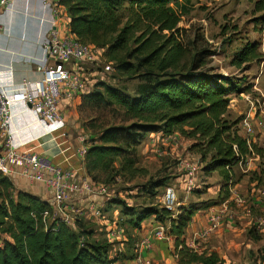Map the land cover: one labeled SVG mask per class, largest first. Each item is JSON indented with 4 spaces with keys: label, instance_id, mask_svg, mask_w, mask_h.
Segmentation results:
<instances>
[{
    "label": "trees",
    "instance_id": "trees-1",
    "mask_svg": "<svg viewBox=\"0 0 264 264\" xmlns=\"http://www.w3.org/2000/svg\"><path fill=\"white\" fill-rule=\"evenodd\" d=\"M189 3L190 0L60 1L70 19L69 31L78 41L103 50L119 74L135 73L142 79L133 95L107 83L83 95V105L87 102L100 111L109 109L118 120L92 128L98 140L88 148L86 174L93 182L111 186L118 177L132 181L141 172L136 167L137 154L147 136L179 133L194 141V149L206 163L204 172L219 174L222 185L217 203L225 202L238 183L234 168L252 153H262L253 142L249 145L227 118L228 96L247 94L250 88L208 70L207 59L212 54L192 50L184 38L185 31L179 25L190 13ZM256 7L264 11V0H258ZM259 56L258 47L248 44L238 52L233 65L241 67ZM165 184L160 180L147 185L145 204L131 206L117 197L106 202L107 209L119 207L125 218L120 227L125 229L127 241L121 242L123 250L113 256L116 242L101 238L91 220L80 218L75 228L58 222L46 226L43 214L49 210V203L19 190L10 177L0 172V264L134 261L135 245L140 240L137 232L150 218L169 225L177 264H225L217 252H197L183 238L194 216L209 209L213 202L198 207L179 206L171 212L156 198V191ZM128 229L132 232L128 233ZM249 234L251 240L261 239L259 234L253 238V231Z\"/></svg>",
    "mask_w": 264,
    "mask_h": 264
},
{
    "label": "rangeland",
    "instance_id": "rangeland-1",
    "mask_svg": "<svg viewBox=\"0 0 264 264\" xmlns=\"http://www.w3.org/2000/svg\"><path fill=\"white\" fill-rule=\"evenodd\" d=\"M257 1L190 0L188 4L190 13L182 19L179 25L185 31L184 38H186L192 50H208L212 54L207 59L208 70H212L217 75L231 77L236 85L240 84L243 87L250 88L247 94H231L228 96L230 108L227 118L235 124V128L241 136L256 144L262 152L255 154L259 158L252 159L250 158L252 156H248V159L252 160L248 161L249 166L241 167L239 164L234 168V180L239 184L238 192L247 198L248 206H253L251 217L255 220L264 216V209L255 207L252 204L253 197L257 194L259 195L258 198L264 199V11L257 10ZM46 19L50 27L52 17L48 16ZM248 44H254L258 47L260 54L258 59L241 67L233 65L238 52ZM90 71L92 76L88 79V82H90L89 91H93L100 83H107L122 88L133 95L137 85L142 82V79L135 73L119 74L115 69V65L110 63L104 55L101 57L100 67ZM64 99L71 100L66 95ZM74 99H80L74 102L75 105H72L71 108L75 115L79 112L81 116L82 132L79 139H81V145L89 148L98 140L97 134L92 132L94 131L93 126L98 129L103 122L113 123L118 120L109 109L100 111L95 105L87 102L83 105V96L74 97ZM71 103L73 102L70 101L69 105ZM93 122H95L94 125ZM248 132H253V134ZM154 134L156 136L158 133L148 135L138 148V164L136 167L141 172L132 181L124 177H118L114 183H111L112 197L125 200L131 206L145 204V198H148L145 191L146 186L153 182L165 180V186L156 191V198L160 203L165 187L173 186L177 190L179 202L182 203L180 206L184 208L198 207L213 202L214 205L207 210H219L229 205V208H232L237 216L230 231L233 234L231 240L241 248L238 251L227 250L225 255L231 261L230 264H264V232L259 233L253 223L250 225L242 224L240 219L245 211L242 208H236L234 203L228 204L227 201L217 203L222 179L217 172L210 174L204 172L206 163L202 162L197 150L194 149V141L179 133L173 135L176 138L173 137L168 140L163 137L162 133H160L161 137L158 138ZM82 162L86 174V157ZM187 163L195 165L199 169L197 172L199 187L190 193L184 191L183 185L180 183L181 177L186 173L184 166ZM116 166H120L119 159L116 160ZM130 188H132V191ZM106 199L107 197L103 198L104 203H106ZM110 208L112 210L115 208L110 216L105 215V220L115 225L110 229V232L105 231V227L100 230V225H95L101 238L116 242L114 256L116 251L123 250L124 247L121 246V242L123 239L126 242L127 236L125 235V229L121 234L116 229L124 224L125 218L121 215V209L119 207ZM204 211L198 212L200 216L203 215ZM114 230L117 233L110 239L107 235L113 233ZM252 231L253 238L256 237V234L257 236L260 235L261 239L258 241L251 240L249 233ZM131 232L132 230L128 229V233ZM191 235L193 237V233ZM216 235L217 233L206 242H196L197 246L200 249L212 246L217 240ZM137 237L140 239L139 235ZM172 242L174 244V239ZM168 243L166 240L161 242L165 258L172 261L171 254H174V248L170 252ZM207 250H211L210 247ZM207 250L204 249V251ZM152 252L144 249L143 257L145 259L149 258V260L152 259Z\"/></svg>",
    "mask_w": 264,
    "mask_h": 264
},
{
    "label": "built area",
    "instance_id": "built-area-1",
    "mask_svg": "<svg viewBox=\"0 0 264 264\" xmlns=\"http://www.w3.org/2000/svg\"><path fill=\"white\" fill-rule=\"evenodd\" d=\"M15 1L0 0V38L3 34L1 16L13 6ZM60 1L45 0L43 3V8L50 13L52 22L46 30L42 43V58L36 62L41 78L29 84L24 82L14 90L0 83V172L10 178L20 176L31 183L42 185L49 191L51 197L46 202L50 207L43 214L46 226L49 222H58L75 228L76 221L84 218L105 221L114 227V224L105 220L106 213L103 208L91 202V200L100 198L103 200L106 197L107 202L112 197L110 186L95 183L89 177L79 175L75 170L62 168L46 155L23 152L16 142L18 132L13 127L15 104H22L25 112H32L46 134L52 133L51 129L64 126L66 123L62 111L64 96L73 98L89 93L88 79L92 76L90 70L100 67L103 50L81 43L70 33L67 23L63 21V18L66 20L69 18ZM248 133L253 134V132ZM171 138L169 136L165 139ZM249 142L251 141L248 140L250 145ZM87 152L88 148L82 145L77 155L84 159ZM251 156L252 159L259 158L254 153ZM248 158L240 163L241 167L249 166L248 161L251 159ZM184 169L186 173L181 177L180 183L184 191L190 193L199 187L197 184L199 169L188 163L185 164ZM233 192L234 189L227 201L228 204L234 203L236 208L244 209L245 213L251 217L253 206H248V201L241 196H236L231 200ZM76 198L89 200V206L83 211L74 210L71 203ZM161 204L167 210L176 212L181 203L175 187L167 186L164 189ZM228 209L229 205L225 206L224 210H214L209 216V224L194 234L189 247L201 252L196 242H206L222 227ZM253 226L258 232L263 231L264 216L257 218ZM116 229L119 234L124 232L122 228L117 227ZM168 231L169 226L158 223L156 231L158 239L171 242L173 238L169 236ZM150 248L151 240L148 237L136 243L135 264H153L151 260L143 257L144 249L149 250Z\"/></svg>",
    "mask_w": 264,
    "mask_h": 264
},
{
    "label": "crops",
    "instance_id": "crops-1",
    "mask_svg": "<svg viewBox=\"0 0 264 264\" xmlns=\"http://www.w3.org/2000/svg\"><path fill=\"white\" fill-rule=\"evenodd\" d=\"M44 1L45 0H16L13 6L6 10L1 16L3 34L0 38V83L11 87L10 89L12 90L16 89L24 82L29 84L41 78V75L37 71L36 62L42 58V43L45 39L46 30L49 28V23L46 21V18L50 16V13L43 8ZM63 21L67 23L69 28L70 19L66 20V18H63ZM29 87L32 88L31 85H29ZM73 98H69L71 100L63 99L62 111L65 116L66 124L64 126L51 129L50 132L52 133L46 134L43 126L37 122L32 112H25L22 104L14 105L13 127L18 132L16 142L21 151L46 155L60 167L72 169L79 173V175L87 176L83 167V158L77 155L78 149L82 147L81 139H79L82 132V123L80 120L81 116L79 112L75 115L71 109L72 105H75L74 102L79 101L80 99L73 100ZM70 101L73 102L71 105H69ZM155 137H161V134L158 133ZM163 137L167 138L168 136ZM171 137L176 138V136ZM12 181L19 190L36 195L44 201H49L51 197L49 191L40 184L31 183L20 176H14ZM238 187L239 184H236L231 200L236 196H241L247 200L245 196L238 192ZM252 191L254 192L255 190L253 189ZM257 195L253 197L252 204L255 207L257 206L264 209V199L258 198L259 195ZM91 202L100 205L106 212V215L110 216L115 210V208H113L114 210H112V208L107 209L105 205L106 203H104L101 198L91 200ZM88 206L89 200L87 199L76 198L71 203V207L74 210L83 211ZM213 211L214 210H205L203 215L200 216V213H198L194 216L193 221L186 229L183 237L188 246L193 240L191 234L193 233L194 236L197 231L208 225L209 216ZM235 213L236 212H234L232 208L227 210L226 218L222 227L216 232L217 240L212 246L204 248L207 250L210 247L211 250H207L206 252H217L220 257L224 259L225 264L231 263L225 255L227 250L238 251L241 249L238 244L231 240L233 234L230 231L233 228L232 225L235 223V219H237ZM226 221L227 223H225ZM240 221L242 224L250 225L253 223V225H255V219L246 213H244ZM91 222L98 226L100 225V230L105 227V231L107 232H110V229L113 228L105 221L93 219ZM157 229L158 222L154 218H150L142 224V230L137 232L140 239L148 237L151 240V248L149 251L153 252L152 259L150 260L154 264H177L174 254L170 253L173 257L172 261L165 258L164 250L161 244L162 241L158 239L156 235ZM263 232L264 230L259 233L262 234ZM115 233L116 231L114 230L113 233H109L107 236L114 237ZM172 241L168 243L170 252L171 249L174 248ZM198 249L201 252L204 251V249H200L199 246ZM135 263L136 262L134 260L117 262L116 264Z\"/></svg>",
    "mask_w": 264,
    "mask_h": 264
}]
</instances>
